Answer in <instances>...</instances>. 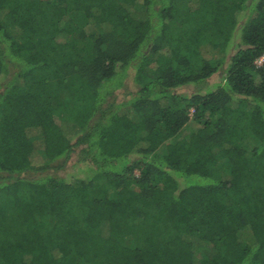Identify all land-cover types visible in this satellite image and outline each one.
<instances>
[{
	"label": "trees",
	"instance_id": "1",
	"mask_svg": "<svg viewBox=\"0 0 264 264\" xmlns=\"http://www.w3.org/2000/svg\"><path fill=\"white\" fill-rule=\"evenodd\" d=\"M263 55L264 0H0V264H264Z\"/></svg>",
	"mask_w": 264,
	"mask_h": 264
},
{
	"label": "rangeland",
	"instance_id": "2",
	"mask_svg": "<svg viewBox=\"0 0 264 264\" xmlns=\"http://www.w3.org/2000/svg\"><path fill=\"white\" fill-rule=\"evenodd\" d=\"M221 76H222V72H220L218 75L214 76L212 79H210L207 82H199L197 84V86L194 85V86H188V87L180 88V89L177 90V92L180 93V94H184V95H190L192 93H196L199 90H204V88L207 87L206 85L211 84V83H215V81L218 80V78L220 79ZM115 85H118V84L115 83ZM111 88L114 89V86L112 85ZM134 89H135L134 87L126 86V87L118 90L115 93V95L119 98V101L116 100V102L118 103V102L121 101V99H124V97H126V95L124 93L129 92V91L134 92ZM75 160L76 159L74 158V160L69 163L68 167H66L64 170L59 172L58 176L64 177V178H67V179H71L73 181L74 178L71 177V176L74 175L73 173H75V167L72 166L71 163H75L76 162ZM135 173H138V171H136ZM81 176H82V174H81Z\"/></svg>",
	"mask_w": 264,
	"mask_h": 264
},
{
	"label": "built area",
	"instance_id": "3",
	"mask_svg": "<svg viewBox=\"0 0 264 264\" xmlns=\"http://www.w3.org/2000/svg\"><path fill=\"white\" fill-rule=\"evenodd\" d=\"M255 64H256L257 67L263 66V64H264V55L261 56L259 59H257Z\"/></svg>",
	"mask_w": 264,
	"mask_h": 264
}]
</instances>
